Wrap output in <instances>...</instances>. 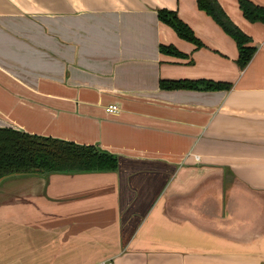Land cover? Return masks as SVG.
I'll list each match as a JSON object with an SVG mask.
<instances>
[{"label":"crops","instance_id":"0c3cea01","mask_svg":"<svg viewBox=\"0 0 264 264\" xmlns=\"http://www.w3.org/2000/svg\"><path fill=\"white\" fill-rule=\"evenodd\" d=\"M216 1L255 47L241 69L195 0H0V128L116 158L2 180L0 264H264V25ZM198 80L229 87L159 85Z\"/></svg>","mask_w":264,"mask_h":264},{"label":"trees","instance_id":"16d2710c","mask_svg":"<svg viewBox=\"0 0 264 264\" xmlns=\"http://www.w3.org/2000/svg\"><path fill=\"white\" fill-rule=\"evenodd\" d=\"M196 7L235 43L238 67L243 68L255 51L249 38L225 15L216 0H195ZM242 16L249 22L264 25V5L250 0H237ZM157 18L168 25L175 34L199 46L191 30L174 12L157 11ZM168 48V47H167ZM162 88L227 89L228 84L211 81H160ZM114 155L92 145H80L49 136H39L10 128H0V178L28 174L88 173L114 170Z\"/></svg>","mask_w":264,"mask_h":264},{"label":"rangeland","instance_id":"374dc122","mask_svg":"<svg viewBox=\"0 0 264 264\" xmlns=\"http://www.w3.org/2000/svg\"><path fill=\"white\" fill-rule=\"evenodd\" d=\"M50 229L51 228H42V227H39V232H50ZM47 245H48V241H40V249H46L47 248Z\"/></svg>","mask_w":264,"mask_h":264},{"label":"built area","instance_id":"2783aa9c","mask_svg":"<svg viewBox=\"0 0 264 264\" xmlns=\"http://www.w3.org/2000/svg\"><path fill=\"white\" fill-rule=\"evenodd\" d=\"M117 110V106L114 105V104H110V105H107L105 108H104V111L106 113H112V112H115ZM106 264H111L110 262H107Z\"/></svg>","mask_w":264,"mask_h":264},{"label":"water","instance_id":"95a60500","mask_svg":"<svg viewBox=\"0 0 264 264\" xmlns=\"http://www.w3.org/2000/svg\"><path fill=\"white\" fill-rule=\"evenodd\" d=\"M5 178H8V177H5ZM5 178H4V177L0 178V182H1L2 180H4Z\"/></svg>","mask_w":264,"mask_h":264}]
</instances>
